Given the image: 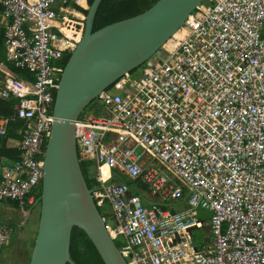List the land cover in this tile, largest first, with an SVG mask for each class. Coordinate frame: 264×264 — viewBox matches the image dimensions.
Returning a JSON list of instances; mask_svg holds the SVG:
<instances>
[{"label": "built area", "instance_id": "2783aa9c", "mask_svg": "<svg viewBox=\"0 0 264 264\" xmlns=\"http://www.w3.org/2000/svg\"><path fill=\"white\" fill-rule=\"evenodd\" d=\"M75 5L0 0V98L18 97L23 123L0 164V252L16 228L2 204L40 206L61 59L78 43L57 30ZM178 32L75 121L92 199L125 264H264V0H201ZM7 126L0 115V137Z\"/></svg>", "mask_w": 264, "mask_h": 264}, {"label": "water", "instance_id": "95a60500", "mask_svg": "<svg viewBox=\"0 0 264 264\" xmlns=\"http://www.w3.org/2000/svg\"><path fill=\"white\" fill-rule=\"evenodd\" d=\"M101 0L87 11L85 30L64 66L54 98L44 156L37 232L28 264H66L71 230H84L104 264H125L107 233L82 174L74 123L114 80L154 55L201 0H156L134 16L91 31Z\"/></svg>", "mask_w": 264, "mask_h": 264}, {"label": "trees", "instance_id": "16d2710c", "mask_svg": "<svg viewBox=\"0 0 264 264\" xmlns=\"http://www.w3.org/2000/svg\"><path fill=\"white\" fill-rule=\"evenodd\" d=\"M80 4H85L84 0H78ZM88 7L93 3L94 0H86ZM156 0H101L96 12L93 17L91 31H95L107 24L115 21H119L136 14L149 8ZM76 10L80 11L84 15H87V9L82 8L79 5H75ZM78 11L73 10V15L81 18L82 14ZM85 29V21L73 17H65L61 21V26L57 32L64 35L70 40L78 42ZM177 32L174 36H178ZM169 43V41H168ZM70 54L64 55L61 59V64L66 65ZM0 60H5L4 48L2 44V29L0 28ZM139 67V66H138ZM136 68L125 73V75L131 74ZM23 72L22 70H20ZM18 100V97L0 98V115L8 117L7 135L0 137V164L6 165L11 164L17 160L19 150L16 147L8 146L6 144L7 138H18V135L14 130L18 127H22L23 123L21 120L13 115V105ZM93 100L84 109L86 110L92 104ZM83 110V111H84ZM80 168L84 176L87 187L91 190L94 188L96 180L91 173L90 163L84 160H79ZM123 180L127 183L131 181L126 177ZM143 189L145 186L143 185ZM41 194V192H40ZM12 204L18 205L17 202ZM98 211L101 212V208L97 207ZM201 220L206 219V213L199 211ZM198 237L194 236L195 243H199ZM119 246V243L116 242ZM69 253L72 261L76 264H104L97 249L84 232V230L78 226H73L70 236ZM66 264H72L67 262Z\"/></svg>", "mask_w": 264, "mask_h": 264}, {"label": "crops", "instance_id": "0c3cea01", "mask_svg": "<svg viewBox=\"0 0 264 264\" xmlns=\"http://www.w3.org/2000/svg\"><path fill=\"white\" fill-rule=\"evenodd\" d=\"M77 2L79 3L78 0ZM84 2L85 4L79 3L82 8L87 7V1L84 0ZM81 14L82 17L77 19H83L84 15ZM27 206L21 207L19 204L12 203H3L1 206L4 218L13 221L16 228L8 244L0 252V264L29 263L37 232L39 208L29 206V209L25 210ZM8 213H10V216H7Z\"/></svg>", "mask_w": 264, "mask_h": 264}, {"label": "rangeland", "instance_id": "374dc122", "mask_svg": "<svg viewBox=\"0 0 264 264\" xmlns=\"http://www.w3.org/2000/svg\"><path fill=\"white\" fill-rule=\"evenodd\" d=\"M84 8H86L87 10H89L90 9V7H88V5H87V7H84ZM84 15V14H83ZM88 15V14H87ZM87 15H84V17L85 18H87ZM168 43L167 44H165L161 49H163V50H165L166 48H168ZM10 67L14 70V71H17V72H21L19 69H15V68H13L11 65H10ZM103 172H106L107 174H112V170L111 169H109L107 166H105V165H103ZM32 208H39V206H33ZM31 208V209H32ZM29 209V206H27L26 208H25V210H28ZM7 216H10V213H8L7 214ZM193 235L194 236H196V237H198L199 239H198V241H199V243H202L203 241H204V239H206V240H208L209 238L208 237H210V233H209V224L208 225H201L198 229H194L193 230Z\"/></svg>", "mask_w": 264, "mask_h": 264}, {"label": "bare ground", "instance_id": "6f19581e", "mask_svg": "<svg viewBox=\"0 0 264 264\" xmlns=\"http://www.w3.org/2000/svg\"><path fill=\"white\" fill-rule=\"evenodd\" d=\"M84 30H85V29H84ZM177 32H178V31H177ZM177 32H176V33H177ZM176 33H175V34H176ZM175 34H174V35H175ZM167 43H168V42H166L165 44H167Z\"/></svg>", "mask_w": 264, "mask_h": 264}]
</instances>
